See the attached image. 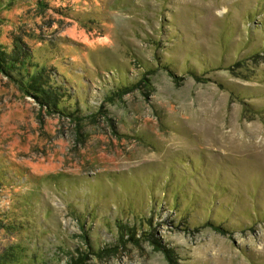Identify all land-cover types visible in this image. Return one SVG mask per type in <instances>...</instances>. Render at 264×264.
<instances>
[{
	"label": "rangeland",
	"instance_id": "1",
	"mask_svg": "<svg viewBox=\"0 0 264 264\" xmlns=\"http://www.w3.org/2000/svg\"><path fill=\"white\" fill-rule=\"evenodd\" d=\"M1 52L0 264H264V0H0Z\"/></svg>",
	"mask_w": 264,
	"mask_h": 264
},
{
	"label": "trees",
	"instance_id": "2",
	"mask_svg": "<svg viewBox=\"0 0 264 264\" xmlns=\"http://www.w3.org/2000/svg\"><path fill=\"white\" fill-rule=\"evenodd\" d=\"M21 56H22V59L18 58L17 55H15V57L13 59L7 60L5 58V57H7L5 55V53L1 52L0 66L3 67L4 70H19V71L28 70L29 65L33 64L32 57H30V55L28 56L26 54L21 55ZM27 58H29V59H27ZM37 65H35L36 69L38 68V67H36ZM26 74L27 75L25 78L24 86L29 88L34 93L33 94L34 96H36V97H38V96L43 97L44 96V97L49 98L52 95L54 98H56V96L59 95L58 93H55V91H53V93L51 92L53 89V87L51 85V79L52 78L50 76L46 75L47 74L46 71L43 72L42 67H41L40 71H37L34 69L31 73L26 71ZM54 88H56V87H54ZM217 230H221V229L217 228ZM154 244L157 245V243H154ZM160 251H163L164 254L169 259L172 257V255L169 254V251L167 249L160 248Z\"/></svg>",
	"mask_w": 264,
	"mask_h": 264
}]
</instances>
